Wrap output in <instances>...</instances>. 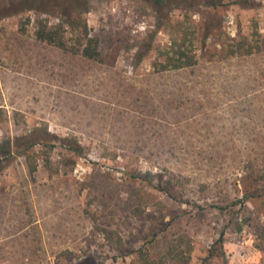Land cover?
<instances>
[{"label":"rangeland","instance_id":"1","mask_svg":"<svg viewBox=\"0 0 264 264\" xmlns=\"http://www.w3.org/2000/svg\"><path fill=\"white\" fill-rule=\"evenodd\" d=\"M12 1L0 0V142L12 143L0 264H143L140 250L159 264H224L208 258L221 236L228 264H264V51L224 56L255 24L264 32V0H201L199 37L222 25L197 43L196 66L163 72L146 44L167 45L171 28L157 29L145 0L87 1L102 54L122 48L112 66L24 37L22 16L2 15ZM46 128L54 147L34 149L32 177L16 138ZM170 180L179 201L156 188ZM178 244L188 262L168 255Z\"/></svg>","mask_w":264,"mask_h":264},{"label":"trees","instance_id":"2","mask_svg":"<svg viewBox=\"0 0 264 264\" xmlns=\"http://www.w3.org/2000/svg\"><path fill=\"white\" fill-rule=\"evenodd\" d=\"M87 1L89 0H16L10 2L2 15L22 16L18 30L26 38H32L39 43L53 46L66 53L80 55L89 61L112 66L117 61L122 48L118 45L113 47L106 55L102 54L100 38L92 34V30L84 18V13L89 10ZM201 3V0H145L146 8L151 11L157 20V29L161 30L166 26L171 28V38L167 45L155 47L152 44L154 37L151 38V42L146 44L147 52L154 50L157 54V62L155 63L157 71L189 69L200 62L201 54L197 43L202 42L205 46L208 38L223 22L221 18H216V20L213 19V21L207 23L204 28V36L200 38L196 29L192 27L191 12L200 13V10L194 9ZM209 3L215 8L220 5L219 0H209ZM176 9L186 11V16L177 22L171 16ZM6 11L7 13H5ZM52 18L56 21L52 22ZM32 23L34 24L33 31L30 29ZM262 51H264V32L262 33L258 24H255L249 36L240 40H232L230 44L225 46L224 56L234 58L258 54ZM53 138L54 136L48 132L47 128L33 130L16 138L15 149H19L24 154L28 171L32 177L39 170V158L34 149L38 145L45 148L54 147L51 142ZM67 143H69L68 140H65L64 146L67 147ZM69 150L79 157L83 155V147L76 139L69 146ZM11 157L12 143L9 140L0 142L1 161L8 160ZM46 160L49 161V156ZM156 188L165 192L173 200H180L175 194L171 180L168 182L167 187L157 186ZM107 239L112 240V234H108ZM119 243L121 246V240H119ZM223 243L224 238L221 236L208 250V258L220 257L223 259L224 264H228ZM180 244L170 248L168 255L176 260L188 262L189 256L179 248L181 247ZM120 246L118 245L117 248L120 249ZM140 259H142L143 264H159V262L148 260L142 250H140ZM80 264H95V259L93 256H89L82 260Z\"/></svg>","mask_w":264,"mask_h":264}]
</instances>
